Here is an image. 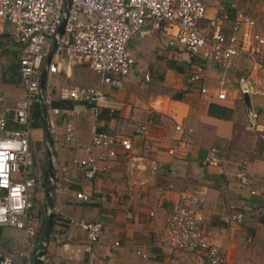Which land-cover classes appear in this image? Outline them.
<instances>
[{"label": "crops", "instance_id": "0c3cea01", "mask_svg": "<svg viewBox=\"0 0 264 264\" xmlns=\"http://www.w3.org/2000/svg\"><path fill=\"white\" fill-rule=\"evenodd\" d=\"M203 5L206 17L221 12L231 16L234 10L264 15V0H204ZM7 32V24L0 22V107L5 115V129L10 131L17 127L13 121V103L21 96L22 85L16 72L20 52L9 41ZM142 38L143 35L135 37L128 44L136 64L119 88L101 84L98 79L96 86H87L101 91L109 99L107 107H101L95 119L90 117L84 106L59 95L62 87L81 88L76 83L82 76V64L73 63L60 53L51 55L49 59L55 72H45L44 85L40 88L44 103L33 104L29 109L28 148L35 179L31 198L33 192L49 197L50 204L44 209L47 215L53 216L47 230V216L42 221L37 209L36 214L28 209L36 223L33 250L39 240H46L38 262L204 264L197 253L169 251L158 244L165 215L178 193L185 192L196 193L200 197L202 230L207 240L221 252L223 264H264V71L249 74L253 85L252 93L247 96L248 107L256 111L258 117L253 129L247 130L245 107L237 97L235 85L237 77L247 75L249 67L243 59H234L221 74L213 64L206 62L203 86L207 93L199 95L196 87L187 83L186 76L181 75L185 55L169 51L172 58L166 60L174 61L181 68V73L165 68L162 73L163 86L176 94L141 98L130 91L128 83H132L136 74L143 83L148 82V77L152 79L156 76L139 71L140 60L136 54ZM44 61L45 57L38 76L41 68L45 67ZM144 74L147 75L146 80L143 79ZM217 86L225 90L223 101L214 98V88ZM110 102L120 106L112 109ZM53 108L58 112L50 115ZM170 110L178 114L184 128L190 129V133L183 138L182 148L175 147L173 155L167 153L174 137L171 122L166 117ZM43 117H48L49 126ZM147 119H151L152 124L146 133H139V125ZM67 122L73 129V144H66L61 139L62 127ZM91 126L127 137L131 149L125 158L119 147L114 146L113 156L106 161L105 170L84 181L69 162L71 158L81 157L78 147L89 141ZM37 142L42 143L39 157L32 151V145ZM210 147L217 149L220 162L214 166H202L201 159ZM48 160L52 172L50 185L45 179ZM61 167L67 170V185L59 181ZM168 167L173 170L171 177L166 172ZM238 172L243 180L236 177ZM168 183L171 188H167ZM41 187L44 189L39 192ZM77 191L89 195L90 200L81 202L75 199L74 193ZM106 193H112V197L100 200ZM227 206L242 210V221L223 223ZM80 221H98L102 224L103 233L96 242H86L83 233L76 227ZM41 227L43 234L39 233ZM4 236L12 239L14 245L0 244V250L11 255L17 263L19 259L16 257L26 261L24 256H19L24 249L16 235L0 230V239ZM114 242L117 245H113ZM133 246L140 247L147 259L136 256L132 251ZM31 256L33 253L29 254V264H34Z\"/></svg>", "mask_w": 264, "mask_h": 264}, {"label": "built area", "instance_id": "2783aa9c", "mask_svg": "<svg viewBox=\"0 0 264 264\" xmlns=\"http://www.w3.org/2000/svg\"><path fill=\"white\" fill-rule=\"evenodd\" d=\"M61 21V32L57 34ZM0 22L7 24L9 41L19 49L16 72L22 85V94L13 103L15 129H5V115L0 107V228L16 235L24 249L19 254L26 258L24 264H29L30 253H33L31 258L40 264L38 261L46 245V240L41 239L33 250L36 223L28 209L35 179L31 170L28 135L29 109L33 104L44 103L38 86V70L49 46L53 45L51 55L60 53L73 63L85 64L97 74L99 83L116 88L121 86L123 77L136 64L128 44L135 37L150 33L160 36L163 45L173 53L185 55L181 75L196 87L199 95L207 93L203 86L206 62L213 64L220 74L234 59H243L248 64L247 75H240L235 81L239 100L242 95L252 93L249 74L264 71V15L234 10L231 16L221 12L206 17L203 0H0ZM45 72H55L51 61L45 66ZM143 79H147L146 74ZM59 95L84 106L93 119L100 108L107 107L109 103L101 91L89 87H62ZM214 98L218 101L225 99L223 87L214 88ZM110 103L112 109L120 106L116 102ZM57 112L55 108L50 109V115ZM245 115V127L252 130L258 114L248 107ZM166 117L171 122L174 136L167 153L173 155L175 147L182 148L183 138L190 129L182 126L174 110L167 112ZM43 119L49 126L48 117ZM151 124V119H147L139 125L138 132L146 133ZM89 132L87 144L78 147L81 157L71 158L69 162L84 181L105 170L106 161L113 156L114 146L119 147L125 158L131 149L129 139L123 135L110 134L96 126H91ZM61 139L66 144L74 143L73 129L68 122L62 127ZM219 162L217 149L210 147L200 164L214 166ZM166 172L168 177L173 176L171 167ZM59 173V181L67 185L69 178L65 167H61ZM236 177L243 180L239 172ZM45 179L49 185L52 183V178ZM167 188H171L170 183ZM111 197L112 193H106L99 199ZM74 198L81 202L90 200L89 195L82 191L75 192ZM243 217L242 210L227 206L222 222L235 224ZM201 221L198 194L178 193L163 219L159 246L169 251L197 253L204 264H223L221 252L207 240ZM76 227L88 244L96 242L103 233L102 224L98 221H80ZM132 248L140 259H147L140 247ZM0 264L20 263L0 250Z\"/></svg>", "mask_w": 264, "mask_h": 264}, {"label": "rangeland", "instance_id": "374dc122", "mask_svg": "<svg viewBox=\"0 0 264 264\" xmlns=\"http://www.w3.org/2000/svg\"><path fill=\"white\" fill-rule=\"evenodd\" d=\"M204 4V0H203ZM143 41L141 43L140 49H138L137 56L139 58V71L143 72H150L151 75H156L152 79L148 77V82L143 83L140 80V76L136 74V77H134L132 80V83H128V87L131 89L130 91H133L134 93H137L140 95L141 98H145V96L149 95H155V94H169L171 96L175 95L176 93L171 92L167 86H163V72L165 70V61L166 58L172 56L169 54V49L166 48L163 45V40L155 33H150L149 35H143ZM138 64V63H137ZM82 68V76L80 81H78L77 86L81 88H85L87 86H96L97 85V79L98 76L94 72H92L90 69H88L84 64L80 65V69ZM160 73V74H159ZM128 75V74H127ZM126 75V76H127ZM160 75V76H157ZM125 76V77H126ZM123 77V79L125 78ZM122 79V80H123ZM149 83V84H148ZM165 83H167V78ZM238 112V110H234ZM239 113V112H238ZM42 148V143L37 142L34 145H32V151L35 156L40 155V149ZM29 150V148H28ZM30 153V150H29ZM41 172V171H40ZM44 187H41L39 189V192H42ZM33 198L29 199V204L31 209V213L36 214L38 211V214L42 217V221L44 220V216H47V212L44 209V206H49L50 204V198L44 197V195L41 193V196H39L38 193L33 192ZM37 209V211H36ZM37 218L39 217L38 215ZM0 230H3L0 228ZM44 230L41 227L39 233L43 234ZM54 234V231L52 232ZM5 237V236H4ZM2 237L0 240V244L5 245H14V241L12 239H9L7 237ZM23 252V250H22ZM19 259L20 264H24V260L22 258ZM18 262V261H17Z\"/></svg>", "mask_w": 264, "mask_h": 264}, {"label": "water", "instance_id": "95a60500", "mask_svg": "<svg viewBox=\"0 0 264 264\" xmlns=\"http://www.w3.org/2000/svg\"><path fill=\"white\" fill-rule=\"evenodd\" d=\"M63 21L60 22V24L58 25L56 32L57 34H60L61 32V27H62ZM52 50H53V45H51L50 50L48 51V53L45 56V61H44V66H46L49 62V59L51 57L52 54ZM44 77H45V67L41 68L40 72H39V76H38V86L39 88H43L44 85ZM241 101L244 105L245 108H248V100H247V96L246 95H242L241 96ZM47 156L49 157V153L47 152ZM45 177H49L52 178V172H51V163L48 160L47 164H46V168H45ZM50 224H51V215L48 214L47 215V219H46V228L47 230L50 228ZM34 264H39L36 261H34Z\"/></svg>", "mask_w": 264, "mask_h": 264}, {"label": "trees", "instance_id": "16d2710c", "mask_svg": "<svg viewBox=\"0 0 264 264\" xmlns=\"http://www.w3.org/2000/svg\"><path fill=\"white\" fill-rule=\"evenodd\" d=\"M165 67H166V69H169V70H171V71H173V72H176V73H181V68L179 67V66H177L176 64H175V62L174 61H172V60H166L165 61ZM179 96V95H178ZM177 96V97H178ZM215 108H217L218 110H223V111H225L226 113H228L229 112V110H227V109H224V108H220V107H215ZM51 217L53 218V216H52V214H51ZM45 228V227H44Z\"/></svg>", "mask_w": 264, "mask_h": 264}]
</instances>
